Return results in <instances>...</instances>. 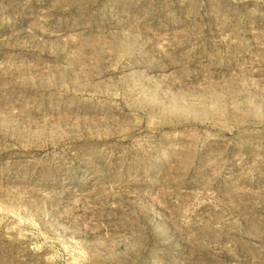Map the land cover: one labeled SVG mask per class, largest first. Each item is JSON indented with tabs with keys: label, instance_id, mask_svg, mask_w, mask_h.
Returning <instances> with one entry per match:
<instances>
[{
	"label": "rangeland",
	"instance_id": "374dc122",
	"mask_svg": "<svg viewBox=\"0 0 264 264\" xmlns=\"http://www.w3.org/2000/svg\"><path fill=\"white\" fill-rule=\"evenodd\" d=\"M145 1L0 0V264H264V0Z\"/></svg>",
	"mask_w": 264,
	"mask_h": 264
},
{
	"label": "bare ground",
	"instance_id": "6f19581e",
	"mask_svg": "<svg viewBox=\"0 0 264 264\" xmlns=\"http://www.w3.org/2000/svg\"><path fill=\"white\" fill-rule=\"evenodd\" d=\"M117 1V0H116ZM118 1H120V0H118ZM145 1V0H144ZM122 2V1H121ZM146 2V1H145ZM133 3V2H132ZM138 4V3H137ZM130 7V6H129ZM126 8H128L127 6H126ZM135 8V7H134Z\"/></svg>",
	"mask_w": 264,
	"mask_h": 264
}]
</instances>
